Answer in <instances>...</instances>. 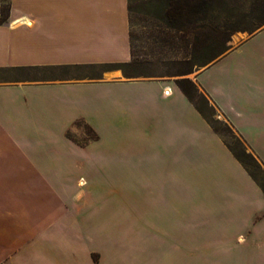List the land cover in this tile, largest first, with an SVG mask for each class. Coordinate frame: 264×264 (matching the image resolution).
<instances>
[{"label":"crops","instance_id":"1","mask_svg":"<svg viewBox=\"0 0 264 264\" xmlns=\"http://www.w3.org/2000/svg\"><path fill=\"white\" fill-rule=\"evenodd\" d=\"M6 2L0 264H84L87 223L122 192L132 246L88 264H264V191L176 79L100 70L133 60L129 0ZM194 80L264 165V27Z\"/></svg>","mask_w":264,"mask_h":264},{"label":"rangeland","instance_id":"2","mask_svg":"<svg viewBox=\"0 0 264 264\" xmlns=\"http://www.w3.org/2000/svg\"><path fill=\"white\" fill-rule=\"evenodd\" d=\"M165 0H129V20H130V34L132 40V47L134 51L135 61L137 63L131 69L134 78H152V77H165L178 79L182 77H189L193 81L195 76L201 72L206 66L192 65L179 62V59L184 56L182 51V40L179 39L180 33L168 28L164 21L157 17V10L154 6ZM220 1V0H219ZM227 6L215 5L206 8L208 14H223L227 12L235 13L240 18L244 14L250 13V6L254 0H226ZM247 20H249L247 18ZM253 31V30H252ZM249 29L235 30L231 34V38L227 45L234 47L245 38L252 35ZM225 43V42H224ZM210 51L211 55H219L222 46ZM226 47V46H225ZM192 67L193 72L188 75H178L179 73ZM92 73L91 70H86V73ZM4 74L0 73V77ZM169 78V79H171ZM202 90L199 87V92H194V100L197 105L204 111L207 118L211 123L218 128L223 138L234 147L242 156V158L249 165L250 170L255 172L261 181H264V165L257 160L255 163L250 157L243 154V150L251 153L248 144L240 138L239 134L234 129L230 120L222 113L220 108L209 98L208 103L202 97ZM82 130V136L79 138L83 142L80 145H86L89 142V137L92 135V130L84 123H79ZM103 149V145L100 147ZM99 148H97L98 150ZM89 151L92 149L89 148ZM116 171V172H115ZM97 181L101 184L108 186L109 184V170H96ZM79 172L78 174H84ZM111 173L116 175V182H124V170H111ZM115 204L111 203L107 208L101 207L94 216V220L90 224L94 232L92 238L86 237L84 242L81 243V248L85 253L79 259L84 264L90 262L101 261L100 253H107L108 250H113L112 257L106 254L105 260L102 262L108 263L110 261H119L123 256L126 247L129 244V239L125 235V231H136L139 229V223L135 219L130 223V215L124 206V192L121 195H115ZM135 212V210H134ZM134 214V213H133ZM136 214V213H135ZM134 214V215H135ZM135 218V217H134ZM133 238H135L133 236ZM136 240H133L135 242ZM132 243V242H131ZM72 245L69 244V247ZM137 246H140L139 244ZM114 250H116L114 252ZM91 251V253H90ZM72 256V255H70ZM71 258V257H70Z\"/></svg>","mask_w":264,"mask_h":264},{"label":"trees","instance_id":"3","mask_svg":"<svg viewBox=\"0 0 264 264\" xmlns=\"http://www.w3.org/2000/svg\"><path fill=\"white\" fill-rule=\"evenodd\" d=\"M222 5L227 6L226 0H165L154 6L157 10V17H159L166 26L177 33H180L179 39L182 40V51L184 56L179 59V62L185 64H200L209 66L212 62L216 61L223 54L229 51L232 47L227 45L231 38V34L235 30L249 29L253 30L252 34L264 27V0H254L251 4L250 13L244 14L242 18L239 15L227 12L223 14H208L206 8L209 6ZM9 4L6 0H2L0 7V22H6L9 14ZM247 18L249 20H247ZM225 42V43H224ZM222 46L221 53L219 55H211L210 51ZM226 46V47H225ZM133 60L130 62L122 63H107L99 66L100 70L120 68L123 70L127 77H134L131 69L135 66L134 51L132 47ZM192 67L179 73L178 75H188L192 73ZM177 85L183 91V93L194 103L201 114L208 120L214 130L223 138L222 134L216 128L211 121L207 118L204 111L197 105L194 100V92H199V85L189 77H182L176 79ZM202 97L206 103L209 101V97L202 91ZM90 128L88 125H86ZM90 130H92L90 128ZM93 138V133L90 135L89 140ZM241 138V137H240ZM224 139V138H223ZM227 146L236 156V158L246 167L250 175L256 180L260 187L264 191V181L258 177V175L250 170L247 162L242 158L241 154L226 142ZM83 142V141H81ZM245 156L250 157L255 163L259 164V159L255 154L247 153L243 150ZM260 162V161H259Z\"/></svg>","mask_w":264,"mask_h":264},{"label":"bare ground","instance_id":"4","mask_svg":"<svg viewBox=\"0 0 264 264\" xmlns=\"http://www.w3.org/2000/svg\"><path fill=\"white\" fill-rule=\"evenodd\" d=\"M82 180V179H81ZM86 184V183H85ZM82 185V184H81Z\"/></svg>","mask_w":264,"mask_h":264}]
</instances>
